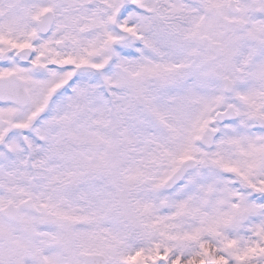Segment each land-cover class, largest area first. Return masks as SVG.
Returning a JSON list of instances; mask_svg holds the SVG:
<instances>
[{
    "label": "snow or ice",
    "instance_id": "1",
    "mask_svg": "<svg viewBox=\"0 0 264 264\" xmlns=\"http://www.w3.org/2000/svg\"><path fill=\"white\" fill-rule=\"evenodd\" d=\"M0 264H264V0H0Z\"/></svg>",
    "mask_w": 264,
    "mask_h": 264
}]
</instances>
